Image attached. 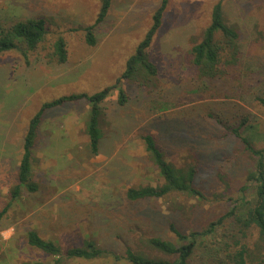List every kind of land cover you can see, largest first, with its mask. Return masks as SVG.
I'll return each instance as SVG.
<instances>
[{
  "label": "rangeland",
  "instance_id": "1",
  "mask_svg": "<svg viewBox=\"0 0 264 264\" xmlns=\"http://www.w3.org/2000/svg\"><path fill=\"white\" fill-rule=\"evenodd\" d=\"M218 1L167 0L145 51L156 74L146 83L123 80L124 105L117 102V90L102 102L97 155L88 146L84 100L46 110L27 183L35 190L20 184L14 198L17 162L31 118L44 103L114 84L161 0H111L94 27V46L86 43L84 28L94 23L101 0H0L4 25L26 19L46 24L34 50L0 53V264H129L113 258L126 249L172 260L150 249L147 240L175 242L170 224L182 233L202 230L230 208L256 160L230 128L245 119L241 134L254 149H264V107L256 100L264 94V0L222 1L223 19L238 33L240 56L229 82L213 85L196 79L188 56ZM58 39L65 44L64 62L54 56ZM148 133L175 166L197 164L194 186L203 200L178 193L126 199L128 188L162 183L144 151L141 136ZM30 230L53 243L58 255L29 246ZM89 241L107 253L93 259L65 255L86 248ZM244 242L250 249L262 244L256 229ZM206 259L207 251L197 247L189 263L205 264Z\"/></svg>",
  "mask_w": 264,
  "mask_h": 264
},
{
  "label": "trees",
  "instance_id": "2",
  "mask_svg": "<svg viewBox=\"0 0 264 264\" xmlns=\"http://www.w3.org/2000/svg\"><path fill=\"white\" fill-rule=\"evenodd\" d=\"M222 1L219 0L211 10L210 23L204 29L202 39L189 52L188 63L196 79L215 85L226 84L231 79L234 67L239 61L238 33L227 25L223 19ZM167 0H161L152 17V25L138 43L135 53L126 61V67L116 82L94 94H72L63 96L51 102L44 103L28 123L22 140V154L18 165V184L11 191L12 197L19 195L20 184H26L28 189L35 190L33 184H27L31 175L32 153L37 138V131L43 113L51 108L67 102L84 100L87 103L88 119L85 122V132L88 146L92 155L99 153L98 146L103 139L100 127L101 104L117 90V102L120 106L127 102V96L122 88V81L129 78L139 82H148L156 74L151 62L145 56L152 38L160 26L162 14ZM111 0H101L98 15L92 25L84 28L86 43L96 44L93 35L94 27L106 16ZM43 19H26L4 25L0 20V53L14 48H23V52L32 51L44 39L46 34ZM54 56L58 62L66 60L65 44L58 39L53 44ZM264 107V94L256 98ZM242 120L237 128H230L244 148L256 158L254 168L246 173L245 183L240 187V194L231 199L230 208L221 216L212 220L202 230H192L182 233L172 224L169 229L175 237V242L161 238H149L146 245L162 255L173 256L172 260L149 257L126 249L123 256L113 255L115 261L125 260L129 264H190L197 247L207 251L205 264H264V149H254L250 140L240 132L245 126ZM144 151L157 170L162 183L156 186L147 185L138 188H128L127 200L137 201L146 198H162L170 193L184 194L189 197L204 199V195L194 186L197 164L177 167L169 162L158 148L153 135L141 136ZM256 229L262 244L250 249L244 242L247 233ZM218 236V237H217ZM209 239V240H208ZM242 240V242H241ZM27 244L51 256L58 255L59 249L51 242L41 238L34 230L26 233ZM209 243V245H207ZM208 247L210 249H208ZM107 252L96 248L92 241L87 242L86 248L66 250L69 258L93 259ZM41 264V263H36ZM57 264V261L55 262Z\"/></svg>",
  "mask_w": 264,
  "mask_h": 264
},
{
  "label": "crops",
  "instance_id": "3",
  "mask_svg": "<svg viewBox=\"0 0 264 264\" xmlns=\"http://www.w3.org/2000/svg\"><path fill=\"white\" fill-rule=\"evenodd\" d=\"M21 149H22V145H21ZM20 161V160H19ZM19 161L17 162L18 163V165H19ZM18 168V167H17Z\"/></svg>",
  "mask_w": 264,
  "mask_h": 264
}]
</instances>
